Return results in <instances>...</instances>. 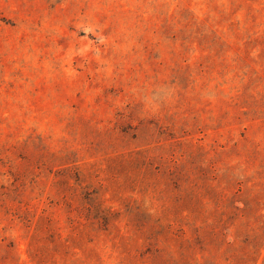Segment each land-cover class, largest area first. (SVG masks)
<instances>
[{
    "label": "rangeland",
    "instance_id": "374dc122",
    "mask_svg": "<svg viewBox=\"0 0 264 264\" xmlns=\"http://www.w3.org/2000/svg\"><path fill=\"white\" fill-rule=\"evenodd\" d=\"M0 264H264V0H0Z\"/></svg>",
    "mask_w": 264,
    "mask_h": 264
}]
</instances>
